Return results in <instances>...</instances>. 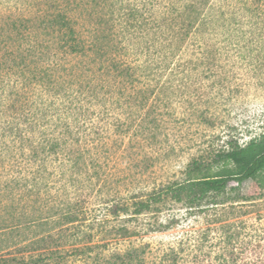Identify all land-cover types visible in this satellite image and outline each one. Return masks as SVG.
<instances>
[{
	"label": "rangeland",
	"instance_id": "obj_1",
	"mask_svg": "<svg viewBox=\"0 0 264 264\" xmlns=\"http://www.w3.org/2000/svg\"><path fill=\"white\" fill-rule=\"evenodd\" d=\"M44 1L0 0V18L28 10L37 12V9L53 4ZM102 1L89 0L86 7L106 12L100 21L103 30L113 33L112 44L120 45L112 55L129 65L130 71L125 78L116 75L101 87L96 85L95 75L90 70L94 76L87 80L92 86L76 84L78 73L74 72L71 78L70 68L63 70V67L71 66L75 71L72 67L84 59L64 54L53 42L57 40V33L48 29L36 33V39L41 41L39 46L45 50L23 53L10 61L6 65L8 70L3 69L0 73V88L6 90V97L8 94L13 99L19 88L28 81L30 83L25 64L31 67L36 59L45 58L51 68L58 70L57 80L51 75L47 86L34 80L27 88L32 111L34 108L43 111L34 117L40 123L33 130L31 139L38 141L41 133L48 138L54 129L58 135L63 134L61 122L67 117L74 135L89 147L87 153L95 159L96 166L88 172L94 176V185L85 210L75 212L79 219L76 230L80 231L79 235L82 231L92 233L94 243L98 245L96 250L102 249L107 257L115 252L136 249L144 251L147 264H157L170 248L180 250L185 242L193 252L203 246L202 240L196 238L202 233L201 218L192 217L186 227L163 231L160 230L161 223L172 212L183 213L184 205L165 199L159 204L161 212L134 215L130 206L128 212L116 217L105 215V207L113 202L131 205L133 201L146 200L153 191L184 181L193 159L210 161L230 143L245 145L251 139L260 138L264 131V5L254 6V0H212L218 23L205 32L203 46L196 44L190 36L174 51L172 70L157 73L147 66L155 63L152 59L158 61L164 49L167 51L162 47L167 41L164 36H159L157 21L150 15L151 0ZM158 10H162V5ZM96 19L98 21V16ZM92 20L78 18L83 28L91 25ZM109 25L113 26L112 30ZM78 77L84 78L82 74ZM4 97L0 96V139L5 138L1 132L6 131L10 119L8 101ZM140 119L145 120L143 129L148 137L134 131V126H129L125 136H119L116 126L124 127ZM6 135L13 137L9 133ZM4 141L0 140V153H4L1 146ZM13 144L16 150L12 155L17 157L19 145ZM49 185L52 190L47 193L53 195L55 177L50 179ZM67 191L71 192V188L67 187ZM58 193L50 200L45 215L49 221L47 226L29 227L22 237L2 232L0 238L9 235V241L22 242L37 232L44 233L48 227L65 232L67 244L72 243L75 228H62L66 226L61 222L68 203L73 208V200L69 193ZM241 193L248 199L254 198L253 207L249 206V201L244 202L247 216L264 217V189L255 181L247 180L241 185ZM235 195L232 190L226 197L232 200ZM8 204L4 200L0 203L3 218H12L10 211H6ZM122 227H126L128 233L123 234ZM184 248L183 253L187 254L190 249Z\"/></svg>",
	"mask_w": 264,
	"mask_h": 264
},
{
	"label": "trees",
	"instance_id": "obj_2",
	"mask_svg": "<svg viewBox=\"0 0 264 264\" xmlns=\"http://www.w3.org/2000/svg\"><path fill=\"white\" fill-rule=\"evenodd\" d=\"M44 2L53 4H47L44 9H37V12L30 13L28 10L26 15L20 12L0 18V73L3 69L8 70L6 65L23 53L27 55L45 50V47L39 46L41 41L36 39V33L51 29L57 33V40H53L57 44L55 46L64 54L78 55L84 59L76 67H72L75 71H72L71 66L63 67V70L70 68L68 72L71 78L75 75L74 72L78 73L76 84L91 87L87 78L91 79L94 75L96 85L101 87H105L104 84L116 75L125 78V74L130 71L129 65L119 62L112 55V51L117 50L120 45L112 44L113 33L103 30L104 25L100 21L106 12L87 8L89 0ZM102 2L105 3L104 0ZM150 3V15L157 21L159 36H164L167 41L162 45L167 51L164 49L158 61L152 59L155 63H150L147 68L153 72L157 70V73L167 69L171 71L172 55L178 49L177 46H182L192 36L191 39L202 47L205 32L218 23V14L213 11L212 0H151ZM161 5L162 10H158ZM262 5L264 0H254V6ZM148 9L146 8V12ZM79 17L82 20L94 19L95 24L92 20L91 25L83 28L78 22ZM162 25H166L165 28L161 29ZM108 27L110 30L113 28L110 25ZM205 52L209 53L210 50ZM34 62L31 67L25 64L26 72L30 73V83L35 80L47 86L51 75L57 80L58 70L51 68L45 58ZM88 72L90 76L86 75ZM79 74L84 78L80 79ZM30 83L28 81L19 88L22 90H18L13 99L8 94L6 97V90L0 88V96H5L4 100L8 101L10 111L6 131L3 129L1 132L5 138L0 139L6 140L1 145L6 151L0 153V203L3 200L9 203L6 211H10L12 216L3 218V213H0V235L11 233L13 237H22L26 235L24 230L29 227L47 226L49 221L45 215L50 200L54 194L56 198L59 191L71 194L69 197L73 200V208L68 203V208L62 215L61 225L66 226L62 228H75V233L69 244L65 232L62 233L59 229L49 230L48 227L43 230L44 233L37 232L22 242H11L9 235L2 236L0 264H78L79 261V264H147L144 251L126 249L107 257L103 255L102 249L96 250L98 245L94 243L92 233L82 231L79 235L80 231L76 230L79 219L75 212L85 210L88 194L94 185V176L88 172L96 166L93 163L95 159L87 153L89 147L74 135L67 117L63 122L60 121L64 128L63 134L58 135L54 129L48 138L41 133L38 141L31 139L33 130L40 123L34 117L43 111L38 108L32 111L27 95ZM97 86L94 85L93 88L96 89ZM129 126H134V131L138 130L147 136L143 129L145 120L141 119L136 123L129 122L124 127L116 126L119 136H125ZM7 132L13 137L7 136ZM9 140L13 141L10 143ZM13 142L19 145L17 150L20 153L17 157L12 155L16 150ZM52 177H55L56 187L53 191L55 193L49 195L47 192L52 190L49 185ZM247 180L255 181L259 188L264 189V131L259 139H251L245 145L230 143L226 150L216 153L210 161L193 159L188 165L184 181L166 185L153 191L146 200H136L131 205L113 202L105 207L107 211L104 214L116 217L128 212L130 206L134 215L161 212L159 204L169 199L184 205V212H172L161 223L160 230L177 226L183 228L188 226L186 224L190 218L199 217L202 233L196 238L202 240L203 246L193 252L185 242L180 250L170 248L157 264H264V217L247 216L248 210L244 202L249 201V206H254V198L248 199L241 193V185ZM67 187L71 188V192L67 191ZM232 190L236 194L235 198L228 200L226 196ZM120 230L123 234L128 233L126 227ZM184 247L190 249L187 254L183 253Z\"/></svg>",
	"mask_w": 264,
	"mask_h": 264
}]
</instances>
